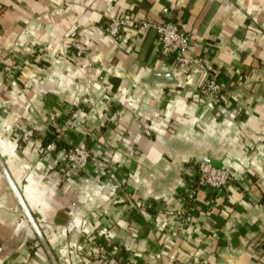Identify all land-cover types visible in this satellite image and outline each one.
Segmentation results:
<instances>
[{"label": "crops", "instance_id": "obj_1", "mask_svg": "<svg viewBox=\"0 0 264 264\" xmlns=\"http://www.w3.org/2000/svg\"><path fill=\"white\" fill-rule=\"evenodd\" d=\"M122 14L176 22L214 72V98L151 28L106 34ZM0 54L15 58L0 69V159L57 264H264V0H0ZM72 144L99 160L61 164ZM198 161L234 176L194 189ZM0 177V264H51ZM100 235L103 259L76 245Z\"/></svg>", "mask_w": 264, "mask_h": 264}, {"label": "built area", "instance_id": "obj_2", "mask_svg": "<svg viewBox=\"0 0 264 264\" xmlns=\"http://www.w3.org/2000/svg\"><path fill=\"white\" fill-rule=\"evenodd\" d=\"M162 13H167L166 8L161 9ZM133 23L142 28H151L158 38V43L163 49L168 50L173 55V60L176 63L182 65H193L200 69L205 75V83L203 85V93L209 98L213 99L215 93L218 91V83L216 82L215 74L206 67L197 56L189 54V45L186 35L180 30L177 23L169 18H162L160 21H150L147 19H133L128 14H122L115 17H109L103 27L106 34L112 38L117 39L121 29L128 23ZM31 33L28 27H23L21 34L27 36ZM70 47L74 52L79 54L85 53V46L78 41L70 43ZM24 50H29V47ZM42 52L34 53L28 56L26 59L31 62H39L43 57ZM15 65V58L10 54H0V69L5 76L11 73L12 68ZM76 116V112L71 113V117ZM116 113L111 112L105 115V120L110 121L115 119ZM33 134L32 129H23L17 138L16 148H21L23 142L28 140ZM57 135L54 138L42 146V151L49 153L56 148ZM63 152V159L70 162L76 168L84 166L87 158L89 157L88 151L83 146L68 145ZM233 172L226 166L216 167L207 161H198L195 163L193 173L191 174V183L193 188H207L210 190H217L224 188L227 183L233 178ZM104 231L103 229L101 230ZM100 235L98 239H89L85 242L79 241L76 245L82 247L93 260L103 259L106 256L107 246L104 241L101 240ZM111 251H115L114 249Z\"/></svg>", "mask_w": 264, "mask_h": 264}, {"label": "water", "instance_id": "obj_3", "mask_svg": "<svg viewBox=\"0 0 264 264\" xmlns=\"http://www.w3.org/2000/svg\"><path fill=\"white\" fill-rule=\"evenodd\" d=\"M208 162V161H207ZM210 163V162H209ZM219 167V166H218ZM0 172L3 176V178L5 179L8 187L10 188L13 196L15 197L17 203L19 204L21 211L23 212L27 222L29 223V225L31 226L33 232L35 233L39 243L41 244L43 250L45 251L49 261L51 264H57L56 259L54 258L51 250L49 249L48 245L46 244V241L44 240L41 232L39 231L38 227L36 226L35 222L33 221L32 217L30 216L16 186L14 185L11 177L9 176L6 168L4 167L1 159H0Z\"/></svg>", "mask_w": 264, "mask_h": 264}, {"label": "rangeland", "instance_id": "obj_4", "mask_svg": "<svg viewBox=\"0 0 264 264\" xmlns=\"http://www.w3.org/2000/svg\"><path fill=\"white\" fill-rule=\"evenodd\" d=\"M74 111L76 112V116H77V115L80 113L81 109H80L79 107H76V108H74V109L72 110V113H73ZM108 114H110V113H108V112L103 113L104 120H105V115H108ZM76 116L71 117V119H72V118H75ZM113 120H114V119H113ZM113 120H110V121H113ZM106 121H107V120H106ZM23 129H29V127H25V128H23ZM23 129H22V130H23ZM30 129H32V128H30ZM22 130H21V131H22ZM32 130H33V129H32ZM33 134H34V132H33ZM33 134H32V136H33ZM19 135H20V133H19ZM32 136H31L30 138H32ZM30 138H29V139H30ZM29 139H28V140H29ZM28 140H26V141H28ZM26 141H25V142H26ZM25 142H23L22 145H23ZM16 143H17V141H16ZM22 145H21V147H22ZM73 145H74V144H73ZM67 147H69V146H65V147H64V151H65V149H66ZM16 149L19 150V149H21V148H16ZM85 149H86V148H85ZM54 150H55V149H54ZM54 150H53V151H54ZM86 150H87V149H86ZM64 151H63V152H64ZM87 151H88V150H87ZM42 153H45V152L42 151ZM88 153H89L90 155H89V157L87 158V160H86L84 166L86 165L87 162H94V161H98V160H99L96 156H94L93 154H91L89 151H88ZM45 154H46V153H45ZM62 157H63V153H62ZM61 164H69V165H72V164H70V162H67V161H65L64 159L61 160ZM72 166H73V165H72ZM84 166L81 167V168H76L75 166H73V168L76 169V170H78V169H82V168H84ZM0 178H1V177H0ZM1 180H2V179H0V182H1ZM33 245H34L33 243H29L28 246H27V250H28V251L33 250V248H34ZM22 255H23V254H22Z\"/></svg>", "mask_w": 264, "mask_h": 264}, {"label": "trees", "instance_id": "obj_5", "mask_svg": "<svg viewBox=\"0 0 264 264\" xmlns=\"http://www.w3.org/2000/svg\"><path fill=\"white\" fill-rule=\"evenodd\" d=\"M54 137H53V134H51V135H46L43 139H42V143H43V145H45L47 142H49V141H51L52 139H53ZM57 141L58 140H56V146H57Z\"/></svg>", "mask_w": 264, "mask_h": 264}]
</instances>
